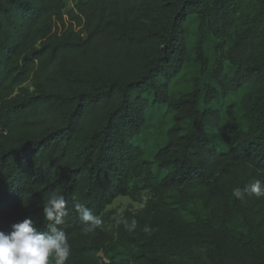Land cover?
Returning <instances> with one entry per match:
<instances>
[{"label":"trees","instance_id":"1","mask_svg":"<svg viewBox=\"0 0 264 264\" xmlns=\"http://www.w3.org/2000/svg\"><path fill=\"white\" fill-rule=\"evenodd\" d=\"M255 180L264 0H0V231H50L56 193L66 264H264V197L232 195ZM142 195L131 232L72 207Z\"/></svg>","mask_w":264,"mask_h":264},{"label":"clouds","instance_id":"2","mask_svg":"<svg viewBox=\"0 0 264 264\" xmlns=\"http://www.w3.org/2000/svg\"><path fill=\"white\" fill-rule=\"evenodd\" d=\"M232 195L239 199L247 196L264 197V183L260 180L250 182L245 188H234ZM76 214L83 223L85 235L94 234L102 225L100 216L93 213L85 204L73 197L72 205ZM43 217L52 222L50 231L42 232L31 219L12 225V231H0V264H66L71 255V246L67 234L56 227L63 223L69 215L66 201L62 195L52 193L43 206ZM128 231L137 227V220L117 219ZM142 231L151 234L150 226L145 225Z\"/></svg>","mask_w":264,"mask_h":264},{"label":"rangeland","instance_id":"3","mask_svg":"<svg viewBox=\"0 0 264 264\" xmlns=\"http://www.w3.org/2000/svg\"><path fill=\"white\" fill-rule=\"evenodd\" d=\"M71 7L72 4L68 3L65 12L70 10ZM145 199V195H142L134 200L128 197H121L116 199L109 207L106 208L101 218L103 223L100 227L106 231H112V229L115 227L117 219H119L123 213H137L144 207Z\"/></svg>","mask_w":264,"mask_h":264}]
</instances>
